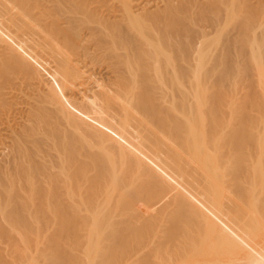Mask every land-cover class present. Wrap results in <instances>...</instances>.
I'll list each match as a JSON object with an SVG mask.
<instances>
[{"label":"bare ground","instance_id":"obj_1","mask_svg":"<svg viewBox=\"0 0 264 264\" xmlns=\"http://www.w3.org/2000/svg\"><path fill=\"white\" fill-rule=\"evenodd\" d=\"M8 228L17 264H264V0H0Z\"/></svg>","mask_w":264,"mask_h":264},{"label":"rangeland","instance_id":"obj_2","mask_svg":"<svg viewBox=\"0 0 264 264\" xmlns=\"http://www.w3.org/2000/svg\"><path fill=\"white\" fill-rule=\"evenodd\" d=\"M126 216H127V214H126V212H124V213H122L121 217H119V218L125 220L128 217V216L127 217ZM8 229L9 230H5V229L0 230V259H2L0 264H6V262H8V261L9 262L12 261L13 262L12 264H14L17 259H19L22 255L24 257L26 254L31 256V257L38 256V254L44 248V242L37 240L38 236L43 234L42 230L41 231L40 230L28 231V230H14V229H10V228H8ZM54 233H55V231H54ZM47 234L52 235V232L50 231V232L46 233L45 235H47ZM25 238L30 239L31 241L29 240L28 242H26ZM74 239L75 238H71L70 244H72L73 241H74V243L72 245L69 244L70 248H68L69 249L68 251H71L73 254H78L80 246L85 245L87 242V239L85 237L77 238L78 240L77 239L74 240ZM78 241L80 242V244L76 243ZM83 248L84 247H82V249ZM19 255H20V257H19ZM18 261H20V260H18ZM21 262L22 261L18 262V264L19 263L21 264ZM15 264H17V263H15Z\"/></svg>","mask_w":264,"mask_h":264}]
</instances>
